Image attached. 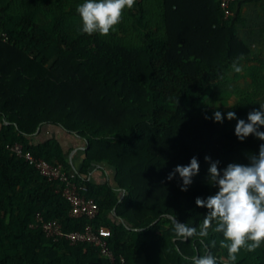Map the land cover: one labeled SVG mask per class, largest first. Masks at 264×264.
I'll use <instances>...</instances> for the list:
<instances>
[{
  "label": "trees",
  "instance_id": "obj_1",
  "mask_svg": "<svg viewBox=\"0 0 264 264\" xmlns=\"http://www.w3.org/2000/svg\"><path fill=\"white\" fill-rule=\"evenodd\" d=\"M238 1L225 16L219 0H136L114 30L102 35L80 30L76 7L82 0H0V264H112L91 243L54 241L32 227L37 213L57 220L64 232L87 223L106 226L116 264L140 258L149 264H191L185 257L206 251L218 264H264V242L252 251L241 247L229 260V241L213 226L205 237L174 238L172 217L198 232L207 210L195 197L216 189L202 159L182 191L178 175L166 176L184 163L152 149L172 140L173 133L212 148L211 159L223 167L248 163L264 143L251 134L238 140L235 120L215 122V109L206 105L214 87L230 85L236 98L219 110L230 107L246 117L264 95L259 79L264 62L243 71L254 51L235 33ZM44 123L85 140L76 175L69 173L57 139L31 143L29 136ZM14 143L60 163L85 186L81 193L94 199L96 216H69L57 181L13 153ZM93 162L114 168V184L95 185L83 177Z\"/></svg>",
  "mask_w": 264,
  "mask_h": 264
},
{
  "label": "clouds",
  "instance_id": "obj_2",
  "mask_svg": "<svg viewBox=\"0 0 264 264\" xmlns=\"http://www.w3.org/2000/svg\"><path fill=\"white\" fill-rule=\"evenodd\" d=\"M136 0H82L76 11L81 20L83 33L106 35L114 30L122 18L124 9H131ZM235 71H240L238 65ZM258 108H252L246 117H238L235 111L221 112L216 108L211 118L215 122L234 119L233 133L238 140H244L249 134L264 141V101L258 102ZM207 118V117H206ZM207 164V181L215 187V191L206 197H195V204L203 206L204 214L199 231L193 226L176 220L174 224L175 239L183 240L193 236L205 237L210 226L214 231L222 233L227 244L229 260H235V254L245 247L252 251L264 242V143H260L258 151L248 157V163L228 162L218 167L219 161L204 157ZM199 172V161L196 156L189 157L185 164H176L169 171L166 179L171 180L178 175L182 191L192 183V178ZM223 243V241H222ZM191 264H218V259L210 251L204 255L185 257Z\"/></svg>",
  "mask_w": 264,
  "mask_h": 264
},
{
  "label": "crops",
  "instance_id": "obj_3",
  "mask_svg": "<svg viewBox=\"0 0 264 264\" xmlns=\"http://www.w3.org/2000/svg\"><path fill=\"white\" fill-rule=\"evenodd\" d=\"M233 24L237 38L254 51V54L248 55V59L244 61L246 65L243 71H254L260 67V61L264 62V0H239L233 15ZM259 79L264 84V70ZM258 100L259 102L264 101V95H261ZM49 138L58 140L69 164V173L76 175L82 166L85 156V140L66 131L59 125L48 123L40 125L29 136L31 143L34 144ZM114 172V168L106 164V162H93L83 177L95 185H104L106 182L114 184ZM119 192L123 195L121 190ZM134 264L149 263L145 259L140 258Z\"/></svg>",
  "mask_w": 264,
  "mask_h": 264
},
{
  "label": "built area",
  "instance_id": "obj_4",
  "mask_svg": "<svg viewBox=\"0 0 264 264\" xmlns=\"http://www.w3.org/2000/svg\"><path fill=\"white\" fill-rule=\"evenodd\" d=\"M232 1L234 0H219V6L225 16L231 14L230 4ZM9 149L17 156L23 158L28 164H31L41 176L48 180L57 181L61 195L69 204V216H84L89 220L96 216L98 206L94 199L81 193V191L85 190V186L76 184L60 163H50L29 151H23L19 143L10 145ZM30 225L40 228L47 237L54 241L65 239L69 243H91L97 246L102 256L106 257L112 264H116L115 257L108 248L107 237L110 235V230L106 226H94L91 223H87L80 230L64 232L57 220L44 219L38 213L34 216ZM118 261L120 263L123 262V257L119 256Z\"/></svg>",
  "mask_w": 264,
  "mask_h": 264
},
{
  "label": "rangeland",
  "instance_id": "obj_5",
  "mask_svg": "<svg viewBox=\"0 0 264 264\" xmlns=\"http://www.w3.org/2000/svg\"><path fill=\"white\" fill-rule=\"evenodd\" d=\"M236 96L232 94L230 85L224 87H214L206 98V105L210 109L226 108L235 100ZM169 136L172 140L167 141L163 145H152V149H156L158 152L164 154L167 157L179 159L182 163H187L189 157L195 155L197 160L204 159L205 155L210 158L213 157L214 150L197 140H191L188 138H179L178 135L170 133Z\"/></svg>",
  "mask_w": 264,
  "mask_h": 264
}]
</instances>
